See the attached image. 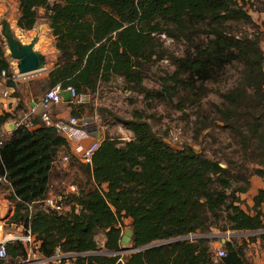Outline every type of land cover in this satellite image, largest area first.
<instances>
[{
  "label": "trees",
  "instance_id": "trees-1",
  "mask_svg": "<svg viewBox=\"0 0 264 264\" xmlns=\"http://www.w3.org/2000/svg\"><path fill=\"white\" fill-rule=\"evenodd\" d=\"M240 1L54 0L51 5L50 0H18V27L33 30L38 10L45 9L59 51L47 77L31 82L35 94L69 87L78 94H92L119 78L129 92L165 98L163 93L154 95L145 81L157 76L153 68L167 59L176 69L171 83L163 84L167 96L173 100L183 88V103L198 105L214 92L209 84H221L230 69L238 74L228 87L215 91L222 103L213 104L217 121L229 135L225 149L236 150H221L219 157L193 146L176 149L153 130L143 112L135 111L130 120L115 117L133 139L106 137L92 165L79 163L86 184L75 185L78 194L70 195L79 213L75 207L65 214L37 209L51 195L56 161L61 152L70 153L68 142L44 125H20L5 136L0 178L10 183L3 186L12 191L15 203L11 222L30 227L43 256L51 257L59 249L79 255L73 264H122L119 255L92 254L122 250L126 219L131 220L130 243L137 251L124 264H214V230L264 231V189L252 208L244 209L240 198L250 190L253 177L264 179V50L260 36L241 30L254 21L247 3ZM164 36L190 48L177 56L165 47ZM0 70L6 73L5 78L0 74V81L20 97L3 42ZM69 107L71 115L81 117V106ZM13 118L0 116V133ZM200 125L199 134L209 128ZM100 232L106 235L104 249L96 241ZM189 236L198 238L185 240ZM149 246L153 247L144 249ZM246 247V241L225 243L227 257L220 263L244 264ZM8 256L7 264L25 260V246L9 244Z\"/></svg>",
  "mask_w": 264,
  "mask_h": 264
},
{
  "label": "rangeland",
  "instance_id": "rangeland-1",
  "mask_svg": "<svg viewBox=\"0 0 264 264\" xmlns=\"http://www.w3.org/2000/svg\"><path fill=\"white\" fill-rule=\"evenodd\" d=\"M7 7L9 8L8 13L13 12V7L15 8V0H5ZM242 4L247 3L246 10L250 13L253 18L254 24L241 27L243 33L251 34L254 36H260L261 47L264 50V9L263 0H244L240 1ZM54 4L53 2H51ZM10 15L7 14L5 18H8ZM12 22L13 20L10 19ZM16 26V25H15ZM2 28L0 26V44L4 43L6 57L14 71L17 75L19 61L13 59L8 52L6 41L2 36ZM18 29V27L16 26ZM20 38H18L24 44L31 42L32 37H38V31H34L31 34L27 35L19 30ZM162 42L165 47H167L171 53H174L177 56H183L185 51L190 48L187 44L177 43L172 39L167 37H162ZM36 49L41 51L47 57V64L45 65L46 70L41 73H36L26 77L27 83L30 84V89L32 90L31 82L43 81L50 69L53 68L54 64L57 61L55 57V52L53 51V46L50 40L42 37L36 45ZM153 71L157 74L148 80L145 81V86L154 94L163 93L165 98H149L146 94L129 92L125 89V84L122 79L116 78L109 84H103L96 93L90 94V99L86 105H82L77 108L80 113L79 116L84 117L91 121L93 132H99L101 137H109L116 139L121 142H128L133 139V134L128 131L123 124L120 122L118 117L122 120H130L133 117L135 111L143 112L145 114V119L152 126L153 130L165 141L176 149H181L185 146H193L196 150H204L208 155L210 153H218L223 150L226 154L231 151L236 150V147L233 146L231 150H226L225 147L230 143L228 133L223 130L222 123L217 121V115L213 104L220 105L222 99L215 92L219 88L222 90L224 87H228L237 77V71L235 69H230L227 72L225 79L219 85L209 84V88L214 92L210 93L208 97L203 98L199 101L198 105L191 104L189 102L183 103L185 91L179 90V97L170 99L166 92L164 91L163 84L169 85L171 83L169 78L176 71L175 67L171 65L169 60H163L158 63ZM161 79H165L162 83ZM23 89V88H22ZM49 89H43L41 92H37L34 95V100H39ZM22 101L19 104V108L16 112V119L18 122L24 117L25 113L28 111L29 106L27 103L29 100H25L23 96H26L25 91L19 92ZM67 108L66 106H64ZM200 123H206L209 125V128L199 134L198 130L200 128ZM92 133V132H91ZM216 152V153H215ZM211 155V154H210ZM80 161L78 159H73L68 166L62 164L55 165L54 176L57 180L53 182L52 195H63L67 193L70 189V185H77L78 187L86 184V176L80 170ZM254 178V177H253ZM58 183V186L55 185ZM259 185L260 181L258 182ZM58 188V189H57ZM79 191V189H78ZM12 191L0 184V216L8 219L7 227L5 228V233L19 234L18 230H14L10 226L12 217L15 214V203L11 199ZM77 193V192H76ZM74 203L71 202V197L67 201V209L73 210ZM37 209H42L41 206H38ZM124 236L127 235L128 231H131V220L126 219ZM234 232H226L220 234H233ZM236 233V232H235ZM250 235H244L241 239L247 238L258 239L261 235H264V231L250 232ZM240 239V237H238ZM262 240V239H261ZM96 241L98 246L101 249H104L106 243V235L104 232H100ZM251 242V241H250ZM264 245V240H262ZM122 253L118 254L121 256V259L125 260L128 256L133 254L126 253L127 249H132V243H129L126 246L122 245ZM114 255V253L106 252L105 250L96 252L92 255ZM75 258H71L70 261H65L63 264H73ZM9 261V260H8ZM220 262V261H219ZM13 263V262H12Z\"/></svg>",
  "mask_w": 264,
  "mask_h": 264
},
{
  "label": "built area",
  "instance_id": "built-area-1",
  "mask_svg": "<svg viewBox=\"0 0 264 264\" xmlns=\"http://www.w3.org/2000/svg\"><path fill=\"white\" fill-rule=\"evenodd\" d=\"M51 2H53V0H50V4L53 5ZM0 74L4 78L6 77V73L3 71L1 72V70ZM65 91H69L71 93V99L65 100L61 94L62 90L60 88H54L48 90L39 100H34L21 121L16 123L15 129L20 125L33 129L36 127L35 119H38L40 120L41 125L55 129L69 145L72 143L77 145L73 153H66L58 158L56 165L60 163L64 166H68L72 161V156H75L83 164L92 165L93 156L100 147L101 141L94 140L89 146L82 145V141L89 139L91 136V129L93 126L91 121L84 117H77L73 115H70L68 118H56L52 113V109L54 107L86 105L90 99V94H78L76 89L73 87H69ZM9 96V91H5L2 95H0V116L3 115L4 100ZM41 107L43 108V111L39 110ZM12 132L13 131H6L4 133H0V147L3 144V138L10 135ZM0 184L10 186L6 177L0 178ZM69 189L70 190L63 195L56 196L51 194L47 199L40 201L38 204L41 205L42 210L46 213L65 214L71 212V210L67 209V201L70 195L78 194V187L70 185ZM73 206L75 207V211L79 213L81 208L75 204ZM29 210L30 212L33 210L32 205L29 206ZM7 223L8 219L0 216V261L4 262V264H7L9 260L8 245L16 242H21L25 246L27 252L26 259L17 264H63L65 261H70L71 258L79 256L78 254H64L57 249L53 256L45 257L40 252L41 243L36 240V236L32 234L30 227L10 222V226L14 230H18L20 233H5V228L8 226ZM197 238L198 236H189L185 238V240L193 241ZM131 252L136 251L129 250L126 253L129 254ZM120 253H122V251L114 253V255H118ZM225 257H227V253L223 248L217 250L215 252L214 264H221L219 261ZM120 262L124 264L123 257Z\"/></svg>",
  "mask_w": 264,
  "mask_h": 264
},
{
  "label": "crops",
  "instance_id": "crops-1",
  "mask_svg": "<svg viewBox=\"0 0 264 264\" xmlns=\"http://www.w3.org/2000/svg\"><path fill=\"white\" fill-rule=\"evenodd\" d=\"M9 11L10 10L7 7L5 0H0V26L3 27L2 28V36L5 39V41H6V38L3 35V30H4L6 25L9 26L12 35L14 36V38L17 41H20L18 39V38H20L19 30L24 32V33H27V35L31 34L34 31H38V37H35V36L32 37L31 38L32 41L29 42L28 44H25V45H30V44L34 43L35 51L39 52L45 58V61L47 64V57L45 56V54L36 49L37 43L40 41V39L42 37H45L46 39L50 40V42L52 43L53 51L55 52V57L58 58L59 51L56 49L55 38H54L52 30L50 28L45 9H39L38 10V15H39L38 22H37L35 28L33 30H29V31L22 30L17 25L18 18H19L18 0H15V8L13 7V12L8 13ZM7 14H9L10 16L8 18H5L7 16ZM10 19H12L13 22ZM15 25L18 27V29L16 28ZM21 43H23V42H21ZM7 48H8V46H7ZM8 52L10 53L9 49H8ZM28 76H30V75H28ZM28 76H19L17 73V75L15 74L14 79H15V83H18V92L23 93L25 91L26 96H23V97L25 98V100H27V101L29 100L27 105L30 106L32 104V102L34 101V95L30 89V84L27 83V81H26L27 80L26 77H28ZM5 91H9L10 96L4 100L3 114H5V113L10 114L15 118L16 112L19 108L18 106L21 102H23L22 98L16 97L14 95V89L8 88L6 86L5 81H0V95H2ZM39 110L43 111V108L41 107ZM52 113L56 118H68L71 115V108H69V107L65 108L64 106L54 107L52 109ZM14 118L9 120L5 124V126L2 127V133L6 132V131H14L15 130V125L18 121ZM35 120H36L35 126L39 127L41 125L40 120H38V119H35ZM91 132L92 133H91L90 138L82 141L83 146H89L91 144V142L94 140H100L101 142L104 140V137H101V134L99 132L95 133V132H93V129H91ZM69 146H70V152L73 153L77 145L72 143ZM64 154H65L64 151L61 152L59 154V158L61 156H63ZM259 181H260V184L262 183L261 185L258 184ZM261 189H264V179H262L260 177L252 178L250 190L246 194L240 195L241 200L244 201V205H243L244 209H246V206H248L250 208H252L254 206V198L258 195V193ZM260 232L261 231H259L257 234H260ZM250 234H252V233H235L234 232L233 234H220L219 231L214 230L213 233L211 234V237L217 238L218 240L212 243V248L214 249L215 252L219 249H222L224 246L223 239H222L223 237H226V239H227L226 243L232 241V242H235L239 245H242L246 241L247 247L245 249L246 254H245V263L244 264H264V245L262 244L261 238L255 239L254 242H250V240H248L247 238L241 239V237H243L244 235H250ZM238 237H240V239H238Z\"/></svg>",
  "mask_w": 264,
  "mask_h": 264
},
{
  "label": "water",
  "instance_id": "water-1",
  "mask_svg": "<svg viewBox=\"0 0 264 264\" xmlns=\"http://www.w3.org/2000/svg\"><path fill=\"white\" fill-rule=\"evenodd\" d=\"M3 35L6 38V44L10 50V55L13 59L19 61L18 65V75L19 76H28L29 74H34L39 71L46 70L45 58L34 49V43L30 45H25L20 41H17L11 33V30L8 25L5 26L3 30ZM62 96L65 100L71 99V93L69 91H62ZM132 231H128L122 239V245L126 246L131 242ZM223 243L225 244L227 239L223 237ZM153 246L145 247L144 249L151 248ZM135 249H130L134 251ZM129 251V249L124 250ZM137 251V250H135Z\"/></svg>",
  "mask_w": 264,
  "mask_h": 264
},
{
  "label": "bare ground",
  "instance_id": "bare-ground-1",
  "mask_svg": "<svg viewBox=\"0 0 264 264\" xmlns=\"http://www.w3.org/2000/svg\"><path fill=\"white\" fill-rule=\"evenodd\" d=\"M43 71V70H42ZM42 71H39V72H37V73H41ZM34 74H36V73H34ZM29 75H33V74H29Z\"/></svg>",
  "mask_w": 264,
  "mask_h": 264
}]
</instances>
